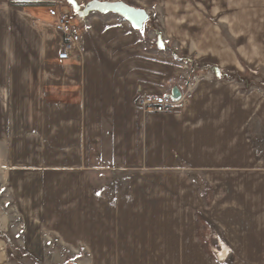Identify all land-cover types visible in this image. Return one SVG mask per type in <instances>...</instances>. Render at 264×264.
I'll return each instance as SVG.
<instances>
[{
    "label": "crops",
    "instance_id": "obj_1",
    "mask_svg": "<svg viewBox=\"0 0 264 264\" xmlns=\"http://www.w3.org/2000/svg\"><path fill=\"white\" fill-rule=\"evenodd\" d=\"M95 1L183 21L165 22L152 38L119 16L90 14L61 61L53 0H0V170L32 239L25 249L47 237L61 250L94 252L92 264H213L196 237L199 216L221 232L225 264H264V150L256 145L264 142V92H244L232 74H243L242 64L264 68V13L249 17L241 3L238 14L236 0H220L226 9L215 0H197L201 8ZM165 41L177 42V53L167 54ZM176 56L216 73L186 92ZM173 88L181 97L171 112L138 108V99Z\"/></svg>",
    "mask_w": 264,
    "mask_h": 264
},
{
    "label": "rangeland",
    "instance_id": "obj_2",
    "mask_svg": "<svg viewBox=\"0 0 264 264\" xmlns=\"http://www.w3.org/2000/svg\"><path fill=\"white\" fill-rule=\"evenodd\" d=\"M64 1L65 0H62V2L68 6V9L66 8V13L69 14L70 17L74 19L76 14L72 11V8ZM189 1H193L192 4L198 3L197 0H175V2L177 3L184 2L188 6L191 4L189 3ZM215 1H216L215 7L217 9L220 7V5L222 8L226 9V5H224L223 2H220V0H215ZM53 3H54L53 5H58V6H60L61 4V3L58 4L56 0H53ZM198 5L200 7L199 3ZM240 5L242 6L241 12L244 13L246 11L249 17L251 15L254 17V15H257L256 13H260V14L264 13V0H236L235 3L232 4V10L233 11L237 10L239 14ZM80 6H81L80 8H83L84 4ZM137 8H141V7H137ZM205 8H207L206 4H205ZM146 11L148 15V20L143 25L142 28H145V34L146 33L150 34L152 38H155L156 34H159V35L163 34V28H164L165 22L167 23L168 21V23L170 22L176 23L177 19L180 20V23L183 21L182 19H180L181 17L180 15L178 17H175L174 15H168L167 18L165 19L163 14L159 12L158 8L146 9ZM187 11L191 12L192 10L188 7ZM91 14H94V13H91ZM191 22H193L192 25L195 28V25H194L196 23L195 18L194 20L191 18ZM82 26L83 25H80V27ZM223 26L221 25L222 28H224ZM184 32H190V31L188 30ZM194 33L195 31L193 32V34ZM164 43L166 45L167 54L170 55V54L177 53V42L165 41ZM173 62L179 65L181 69L185 72V77L183 78V81L185 82V87H187L186 81H188L190 78L196 81V79L199 80L202 78L203 73H205L206 75H210V76H214V74L216 73L213 64H200V63H197V61L192 57L176 56ZM239 70L243 73L246 72V70H249L253 72L254 74L256 73L255 76H248V80L245 81V84H243V87H242L244 92H250L251 90L258 89V88H259L258 90H260L262 93L264 92V68H259L258 70H252L245 64H242ZM223 78L231 79L229 76H225ZM237 79L238 78L235 76L234 80L238 81ZM255 138L256 140L261 139V137L258 139L257 136ZM258 143L259 144L256 143V145L259 146L262 150H264V142H258ZM191 179H193V181L196 180V182L199 185H201V179L199 175H191ZM15 210H16L15 206L13 205V202L9 198L8 193L6 191L5 174L0 170V218L6 219L7 222H5V220L4 222L7 225H9V228L7 229V231H5L6 233L0 234L4 238L3 240L5 243L4 250H0L2 263H6V264H92L91 258L92 259L95 258L94 252L91 254L89 253L88 250H87L88 252L84 250L83 252L82 250H61L55 245V243L51 244L52 242L51 239H48L47 237H44V238L42 237L40 239L37 250L25 249L27 242L31 244L30 241H32V239L27 240V238L23 237L24 233L23 231H21V226H23V223L22 221H20V218L17 216V213ZM5 223H3V225ZM196 227H197L196 229L197 240L199 242V245L203 249L202 251L204 255L208 258V260H210L213 264H225V262L226 263L229 262L230 251L222 250V247H221V243L223 244L221 232L217 228H215L213 225L204 222L202 218L199 216L197 217Z\"/></svg>",
    "mask_w": 264,
    "mask_h": 264
},
{
    "label": "built area",
    "instance_id": "obj_3",
    "mask_svg": "<svg viewBox=\"0 0 264 264\" xmlns=\"http://www.w3.org/2000/svg\"><path fill=\"white\" fill-rule=\"evenodd\" d=\"M48 16L54 20L53 27L62 36V46L57 59L67 61L80 43V25L85 24V19H80L77 15L73 19L66 12L59 11L57 5L48 9ZM197 81V79L195 81L192 78L186 81V92H189ZM179 102L180 100L173 101L167 94H158L138 99L136 104L145 113L167 114L177 107Z\"/></svg>",
    "mask_w": 264,
    "mask_h": 264
},
{
    "label": "water",
    "instance_id": "obj_4",
    "mask_svg": "<svg viewBox=\"0 0 264 264\" xmlns=\"http://www.w3.org/2000/svg\"><path fill=\"white\" fill-rule=\"evenodd\" d=\"M67 4L72 8V11L80 18L85 19L91 13H98L101 15L113 14L125 20L134 30H141L143 25L148 20V15L145 10L130 7L123 2H100L89 1L83 8H80L73 0H66ZM157 46L162 48L160 37L157 40ZM169 97L173 101H178L181 97L177 88H173Z\"/></svg>",
    "mask_w": 264,
    "mask_h": 264
},
{
    "label": "trees",
    "instance_id": "obj_5",
    "mask_svg": "<svg viewBox=\"0 0 264 264\" xmlns=\"http://www.w3.org/2000/svg\"><path fill=\"white\" fill-rule=\"evenodd\" d=\"M232 74L234 77L236 76L238 78L237 79L238 81H246V80H248V76H255L256 75V73L254 74L253 72H251L249 70H246V72H244L243 74H237L235 72H232Z\"/></svg>",
    "mask_w": 264,
    "mask_h": 264
},
{
    "label": "bare ground",
    "instance_id": "obj_6",
    "mask_svg": "<svg viewBox=\"0 0 264 264\" xmlns=\"http://www.w3.org/2000/svg\"><path fill=\"white\" fill-rule=\"evenodd\" d=\"M221 247H222V250H223V246H222V243H221ZM222 254V253H221ZM224 255V254H223Z\"/></svg>",
    "mask_w": 264,
    "mask_h": 264
},
{
    "label": "snow or ice",
    "instance_id": "obj_7",
    "mask_svg": "<svg viewBox=\"0 0 264 264\" xmlns=\"http://www.w3.org/2000/svg\"><path fill=\"white\" fill-rule=\"evenodd\" d=\"M70 2H71V0H70Z\"/></svg>",
    "mask_w": 264,
    "mask_h": 264
}]
</instances>
